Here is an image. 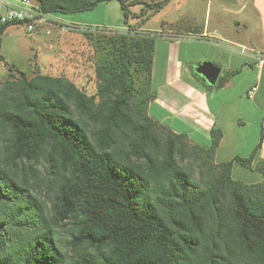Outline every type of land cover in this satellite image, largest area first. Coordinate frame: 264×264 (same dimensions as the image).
I'll list each match as a JSON object with an SVG mask.
<instances>
[{
  "label": "trees",
  "instance_id": "obj_1",
  "mask_svg": "<svg viewBox=\"0 0 264 264\" xmlns=\"http://www.w3.org/2000/svg\"><path fill=\"white\" fill-rule=\"evenodd\" d=\"M34 1L46 14H63L109 0ZM118 1L127 22L168 0L146 3L138 13L129 9L134 0ZM10 24L22 23L1 24L0 34ZM121 38L136 52L121 59L125 73L108 77L124 86L121 95L107 96L105 66L97 71L103 85L96 104L72 83L27 78L22 70L16 92L0 100V264H264V197L250 199L231 175L234 162L250 168L261 138L248 156L216 163L220 128L212 126L205 143L165 124L211 151L220 174L196 186L174 162L172 141L159 153L147 149L156 145L151 119L128 111L130 61L150 77L156 35ZM0 61L7 65L1 54ZM118 138L127 143L123 157L113 151ZM256 164L263 182L264 159ZM225 189L229 205L220 198ZM59 229L69 233L64 242Z\"/></svg>",
  "mask_w": 264,
  "mask_h": 264
},
{
  "label": "crops",
  "instance_id": "obj_2",
  "mask_svg": "<svg viewBox=\"0 0 264 264\" xmlns=\"http://www.w3.org/2000/svg\"><path fill=\"white\" fill-rule=\"evenodd\" d=\"M156 14L160 30L139 27L156 35L150 75L155 89L152 116L205 143L211 127L220 128L216 163L248 156L260 138L251 166L264 159V64L256 61L264 55V0H168ZM205 60L220 68L212 86L189 71ZM252 87L255 90L250 91ZM228 122L248 128L245 135H237L241 140L227 139ZM224 148L229 150L226 158L216 160ZM235 165L244 167L234 162L232 170Z\"/></svg>",
  "mask_w": 264,
  "mask_h": 264
},
{
  "label": "rangeland",
  "instance_id": "obj_3",
  "mask_svg": "<svg viewBox=\"0 0 264 264\" xmlns=\"http://www.w3.org/2000/svg\"><path fill=\"white\" fill-rule=\"evenodd\" d=\"M153 2L155 1L134 0V5L129 7L132 12L138 13L144 4ZM125 3L127 4L126 1ZM154 12L156 11H148L141 17L129 16L127 22H124L119 1L109 0L89 10L46 14L44 23L30 32L26 30L24 24L8 25L0 34V54L7 63L4 65L3 61H0V100L4 101L5 96H11L16 92L22 77L19 70H22L27 78L47 75L59 78L62 84L72 83L75 89L86 96L94 95L96 104L102 97L98 91L103 85L97 71L99 67L105 66H107V96L121 95L124 86L117 78L108 77H111L112 73H125L122 71L121 59L125 55L134 59L132 57H135L136 53L132 46L125 49L120 45V42L124 41L121 37H126V42H133L141 36L152 37V30H160L159 15H153ZM139 27L151 31H143ZM124 51L126 53H123ZM161 53V51L157 52V55ZM130 64L132 67L129 71L130 78L125 80V83L129 84L127 88L130 91L128 111L133 119L147 121L145 118L147 116L151 119L148 120L156 145H150L147 149L157 153L162 152L166 149L167 142L171 140L172 156L176 165L196 186H204L207 181L220 174L219 167L213 162L211 151L201 142L195 143L186 136H177L166 126L167 124L152 116L149 110L153 100L151 78L145 72L137 70L139 66L134 60H131ZM111 65L113 68L110 69ZM211 103L214 105L215 101ZM229 114L232 118L235 113L232 111ZM76 117L80 118V115L76 113ZM81 120L89 128L93 127L86 118L83 117ZM245 131H248V128L243 129L228 122L227 139L240 134L245 135ZM237 140H241V137L238 136ZM127 149L126 141L118 138L113 151L123 157ZM228 151L224 148L218 153L216 160L226 158ZM130 158L134 159L133 156ZM36 167L39 169L40 176L46 175L43 164H37ZM257 169V164L250 166L249 169L235 165L231 174L233 178L244 182L241 184L245 186L239 188L246 189L250 199L264 197V181L261 182L263 177ZM44 193L41 192L42 195ZM38 196L42 198L40 194ZM231 197L229 189H225L220 195L221 200L228 205ZM51 198L52 191H47L44 199L49 201ZM67 235H69L68 232L59 229L61 242H64ZM76 264H81V260Z\"/></svg>",
  "mask_w": 264,
  "mask_h": 264
},
{
  "label": "built area",
  "instance_id": "obj_4",
  "mask_svg": "<svg viewBox=\"0 0 264 264\" xmlns=\"http://www.w3.org/2000/svg\"><path fill=\"white\" fill-rule=\"evenodd\" d=\"M125 1L130 3L133 0ZM46 16L34 0H0V25L13 22L22 23L30 32L44 23ZM240 50L245 51V48L241 47ZM256 61L258 65L264 64V55L256 57ZM253 90L255 87H252L250 91Z\"/></svg>",
  "mask_w": 264,
  "mask_h": 264
},
{
  "label": "water",
  "instance_id": "obj_5",
  "mask_svg": "<svg viewBox=\"0 0 264 264\" xmlns=\"http://www.w3.org/2000/svg\"><path fill=\"white\" fill-rule=\"evenodd\" d=\"M193 71L202 77L204 85L212 86L216 81L220 68L213 62L205 60L194 65Z\"/></svg>",
  "mask_w": 264,
  "mask_h": 264
},
{
  "label": "flooded vegetation",
  "instance_id": "obj_6",
  "mask_svg": "<svg viewBox=\"0 0 264 264\" xmlns=\"http://www.w3.org/2000/svg\"><path fill=\"white\" fill-rule=\"evenodd\" d=\"M189 71L192 72L191 74H192L193 76H195L197 79H199V80L202 81V77H200L198 74L194 73V71H193V67H191V68L189 69Z\"/></svg>",
  "mask_w": 264,
  "mask_h": 264
}]
</instances>
